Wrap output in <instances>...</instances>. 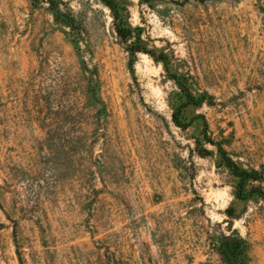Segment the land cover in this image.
Returning a JSON list of instances; mask_svg holds the SVG:
<instances>
[{
	"label": "rangeland",
	"instance_id": "obj_1",
	"mask_svg": "<svg viewBox=\"0 0 264 264\" xmlns=\"http://www.w3.org/2000/svg\"><path fill=\"white\" fill-rule=\"evenodd\" d=\"M116 1L0 0V264H264V0Z\"/></svg>",
	"mask_w": 264,
	"mask_h": 264
},
{
	"label": "trees",
	"instance_id": "obj_2",
	"mask_svg": "<svg viewBox=\"0 0 264 264\" xmlns=\"http://www.w3.org/2000/svg\"><path fill=\"white\" fill-rule=\"evenodd\" d=\"M35 3L40 0H33ZM50 1L52 0H44ZM105 6H107L112 15V25L113 31L116 36L122 40L123 42H129L135 37V33L140 31V28L133 29L129 25V17L127 11L124 7H121L120 4L116 0H101ZM140 35L136 34V38L138 39V43L130 44L127 48L131 54H136L139 52L146 53L150 55L155 61H159L158 58H155L153 54L145 50L144 48H139L140 43ZM182 88V87H181ZM183 89V88H182ZM90 92L92 97L94 98L93 90L90 88ZM184 98L186 100V104L188 106L200 107L203 104V101L199 98L191 94L188 90L184 91ZM173 121L176 126L180 128H185L180 122L177 114L175 112L172 115ZM210 145L216 148L218 153V157L220 163L232 174V176L237 180L236 186L234 188V197L239 201H246L252 197L264 198V194L260 187H255L252 184L261 183L264 181V166L261 167V170L255 169H244L243 167L236 164L229 155L225 152V150L219 145L211 142V140H206ZM200 155L205 153L204 150H200ZM227 238V237H226ZM229 240V237H228ZM245 246L242 240L238 239L232 242L231 244L227 243L226 246H222L220 249V254L223 256L225 261L230 264H246L247 256L245 255Z\"/></svg>",
	"mask_w": 264,
	"mask_h": 264
}]
</instances>
